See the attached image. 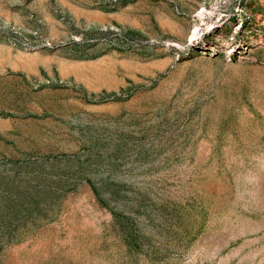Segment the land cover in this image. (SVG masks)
Listing matches in <instances>:
<instances>
[{
  "label": "rangeland",
  "instance_id": "rangeland-1",
  "mask_svg": "<svg viewBox=\"0 0 264 264\" xmlns=\"http://www.w3.org/2000/svg\"><path fill=\"white\" fill-rule=\"evenodd\" d=\"M0 264H264V0H0Z\"/></svg>",
  "mask_w": 264,
  "mask_h": 264
}]
</instances>
